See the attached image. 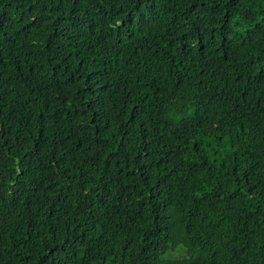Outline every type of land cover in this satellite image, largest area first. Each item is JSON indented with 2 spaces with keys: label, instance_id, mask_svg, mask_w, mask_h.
I'll return each mask as SVG.
<instances>
[{
  "label": "trees",
  "instance_id": "1",
  "mask_svg": "<svg viewBox=\"0 0 264 264\" xmlns=\"http://www.w3.org/2000/svg\"><path fill=\"white\" fill-rule=\"evenodd\" d=\"M0 264H264V0H0Z\"/></svg>",
  "mask_w": 264,
  "mask_h": 264
},
{
  "label": "clouds",
  "instance_id": "2",
  "mask_svg": "<svg viewBox=\"0 0 264 264\" xmlns=\"http://www.w3.org/2000/svg\"><path fill=\"white\" fill-rule=\"evenodd\" d=\"M15 33L22 47L28 48L31 45V40L27 38L25 35H22L19 29H17V32ZM93 43L94 44L98 43L101 47H103L104 50H110L111 48H113L112 45L107 43L105 40H97Z\"/></svg>",
  "mask_w": 264,
  "mask_h": 264
}]
</instances>
